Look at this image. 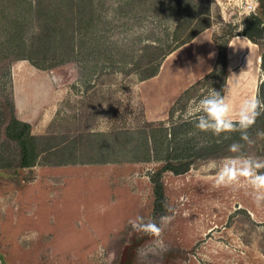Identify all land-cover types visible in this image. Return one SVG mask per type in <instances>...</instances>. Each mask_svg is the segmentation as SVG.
I'll return each mask as SVG.
<instances>
[{
    "label": "rangeland",
    "instance_id": "obj_1",
    "mask_svg": "<svg viewBox=\"0 0 264 264\" xmlns=\"http://www.w3.org/2000/svg\"><path fill=\"white\" fill-rule=\"evenodd\" d=\"M258 4L0 0V264H264V206L257 208L244 188L213 187L225 158L264 160V138L257 136L264 111L248 129L251 145L239 132L217 137L181 118L190 102L222 88L229 39L253 15L264 26V0ZM201 34L203 55L165 63ZM257 38V97L264 101V33ZM211 46L217 57L196 67ZM173 78L191 85L179 92L167 85ZM161 91L176 100L164 107L165 119L149 120L145 106ZM14 115L31 125V137L9 136ZM233 143L242 146L239 153L229 151ZM169 155L182 156L170 160L190 168L163 170ZM27 157L33 165H22ZM63 167L81 170L84 189L70 216L95 236L82 244L29 239L35 223L22 218L21 208L30 214L35 189H44L47 179V189L67 185ZM158 173L165 207L157 210ZM162 216L170 218L166 226ZM137 217L162 226L161 236L134 230L129 221Z\"/></svg>",
    "mask_w": 264,
    "mask_h": 264
},
{
    "label": "crops",
    "instance_id": "obj_2",
    "mask_svg": "<svg viewBox=\"0 0 264 264\" xmlns=\"http://www.w3.org/2000/svg\"><path fill=\"white\" fill-rule=\"evenodd\" d=\"M202 40L204 39L201 34L200 36H196L190 41L182 44L166 57L165 63L167 62L168 64L169 62H181L183 57L190 54L192 55L193 52H198V54L201 53L203 55V46H201ZM258 47L259 46L256 42L241 32L233 35L229 39L225 47L226 78L224 81V94L225 90L230 88V84L228 82L231 79L233 87L239 80L240 83L244 82L246 83V86L249 87V90L245 87V99L258 96L260 84L259 60L261 57V54L258 52ZM217 55L218 53H216L214 48L211 46V52L207 53L206 61L202 62L203 65L199 61H195V63H197L196 67L203 68L204 64H207V60H210L212 56L213 58L217 57ZM171 57H175L173 61H169ZM158 76L159 75L156 77ZM151 80L148 79L149 82H151ZM164 84H166V82H164ZM167 85H172L173 87L178 85L176 90L183 92L190 87L191 83L184 82L178 78H173L172 82H169ZM235 92L237 94V90H235ZM160 94L161 95L157 97L156 102L145 106L149 120L165 119L167 113L164 111V107L166 108L169 103L176 100H171L170 98L166 99V95L163 97L162 91ZM240 105L241 104H239V106ZM239 106H237V108L231 107V114L233 118H235V113L238 111ZM80 171L81 170H79L78 167H63L62 173L65 176H70L66 180L67 185H61L62 187L60 189H53V191L51 188L47 189L51 184L48 182L50 179H47L44 189H35L36 199L34 202H32V208H30L31 211L29 213L31 215H26L25 209L21 208L24 213V215H21L23 216L22 218L31 220L32 224L35 223L34 226L36 229L33 233L35 234V237L38 235L37 238L47 239L49 243L57 244H82L85 243L87 237L94 238L95 232L90 230L91 232L89 231L88 233L86 225L82 223L78 217L70 216V213H73L77 207V205L74 204H79V201L75 198H77L84 189H82L81 185L79 184V182L82 180V173H80ZM89 171H91V177L88 187L91 188V192L93 194V187L95 186V182L93 180V169L91 168ZM69 173L73 174L70 175ZM41 196H44L45 198H41ZM34 213L35 215H32ZM91 243L95 242L91 241Z\"/></svg>",
    "mask_w": 264,
    "mask_h": 264
},
{
    "label": "clouds",
    "instance_id": "obj_3",
    "mask_svg": "<svg viewBox=\"0 0 264 264\" xmlns=\"http://www.w3.org/2000/svg\"><path fill=\"white\" fill-rule=\"evenodd\" d=\"M253 3L255 7L259 6L258 0H253ZM255 7L252 9L253 11H255ZM228 83L230 84L231 81ZM230 94L231 89L228 88L224 95L215 91L204 96L198 102H190L181 118L184 122L192 123L197 130L211 132L217 137L224 133L239 132L241 139L251 145L254 141L250 139L248 129L256 123V119L264 111V101L258 97L246 98L233 118L228 103ZM257 136L264 138V131L258 132ZM241 147L240 144L233 143L229 145V151L239 153ZM262 170H264V160L262 159L227 157L218 166L213 187L216 189L229 188L233 191L244 188L248 190L247 194L251 197L253 204L260 208L264 206V171ZM129 223L134 230L159 238L163 231L162 226L170 223V218L162 216V226L151 221L145 223L141 217L132 219ZM34 238L35 234L29 237V239ZM158 243L162 246V241H158Z\"/></svg>",
    "mask_w": 264,
    "mask_h": 264
},
{
    "label": "trees",
    "instance_id": "obj_4",
    "mask_svg": "<svg viewBox=\"0 0 264 264\" xmlns=\"http://www.w3.org/2000/svg\"><path fill=\"white\" fill-rule=\"evenodd\" d=\"M91 2V1H90ZM62 8H64V5L61 6ZM79 9V8H78ZM79 11H76V13ZM241 33L245 34L246 36H248L250 39H252L254 42H257L259 36L263 35L264 33V26H263V20L261 19L260 16L258 15H253L251 16L246 22H245V26L244 29L241 31ZM76 44V43H75ZM222 56L224 58V61H226V53H225V49L222 52ZM35 63V62H34ZM33 63V64H34ZM221 93V95H224V83L222 85V88L219 91ZM15 109V107H13ZM8 134L10 137L15 138V139H22V137H24L25 135H31V125L28 122H25L21 119H18L15 115L12 119V121L9 123L8 126ZM23 143H25L26 138L23 140ZM185 157V156H184ZM176 158L177 159H183L182 156H176V157H171L170 155L168 156V162L167 164L164 166L163 170H173L175 173H181L183 171H186L190 168L191 163L190 162H180V163H176L175 161L173 162V159ZM23 166H31L33 165L32 160H30V158H26L23 161ZM161 170V172L163 171ZM158 179H154L155 182V195H156V202H155V207L156 209H163L165 207V194H164V185L161 181V176L162 173H158ZM131 262V261H130ZM130 264V263H129Z\"/></svg>",
    "mask_w": 264,
    "mask_h": 264
},
{
    "label": "bare ground",
    "instance_id": "obj_5",
    "mask_svg": "<svg viewBox=\"0 0 264 264\" xmlns=\"http://www.w3.org/2000/svg\"><path fill=\"white\" fill-rule=\"evenodd\" d=\"M230 81H231V79H230ZM241 84H243V85H241ZM245 87L247 89L249 88L248 86H246V83H244V82L240 83V80L237 81V83L233 87L232 86V81H231L230 89H232V88L233 89H232V93L228 97V103L230 105V108L231 107H236L237 108V106H239V104H241L245 100V92H244V91H246ZM235 90H237V94H236Z\"/></svg>",
    "mask_w": 264,
    "mask_h": 264
}]
</instances>
